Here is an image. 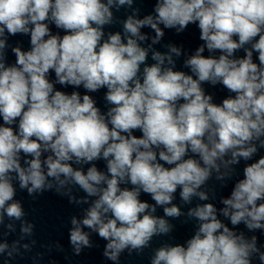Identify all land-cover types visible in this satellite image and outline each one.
Masks as SVG:
<instances>
[{"label": "clouds", "instance_id": "1", "mask_svg": "<svg viewBox=\"0 0 264 264\" xmlns=\"http://www.w3.org/2000/svg\"><path fill=\"white\" fill-rule=\"evenodd\" d=\"M133 3L0 0V224L5 216L26 215L15 199L17 184L29 195L55 189L69 203L78 187L85 196L76 202L89 206L82 219L71 218L74 253L93 247L87 228L107 241L103 255L118 261L125 249L139 254L154 236L173 230L165 217L182 215L173 203L178 188L186 204L193 197L207 201L200 189L213 172L231 178V166L243 160V178L223 207L189 208L187 217L199 223L195 234L186 246L156 249L152 264H254L253 257L264 264V244L236 230L241 223L264 230V154L258 155L264 150V0H155L153 14L143 18ZM123 6L132 9L123 31L106 33L113 10ZM190 24L203 42L184 60L190 74L175 69L172 54L179 57L181 48L174 45L168 53L152 50L148 63L164 29L179 34ZM146 27L155 32L148 47ZM17 35L28 36L30 47H12L9 64L8 37ZM203 84L222 85L230 95L215 103ZM101 89L106 112L89 94ZM100 160L106 171L98 169ZM157 206L163 217L155 215ZM33 227L22 224L21 232ZM8 248L0 243V253Z\"/></svg>", "mask_w": 264, "mask_h": 264}]
</instances>
